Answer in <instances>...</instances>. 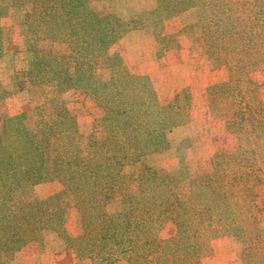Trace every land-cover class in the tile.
<instances>
[{"label":"trees","instance_id":"16d2710c","mask_svg":"<svg viewBox=\"0 0 264 264\" xmlns=\"http://www.w3.org/2000/svg\"><path fill=\"white\" fill-rule=\"evenodd\" d=\"M28 1L29 31L51 46H64V52L40 51L38 39L31 37L34 57L26 74L32 82L37 78L64 90L81 88L104 111L87 136L66 129L64 109L55 126L45 124L39 136L28 131L22 115L5 122L0 134V264L46 228L63 233L76 258L92 264H200L211 242L229 234L240 244L244 264H264V209L257 192L264 179V99L254 78L259 66L264 72V0H157L148 14L162 45L164 20L194 9L205 53L230 70L227 82L207 92L225 132L236 141L235 150L217 152L207 172L187 173L181 180L165 170L145 167L137 176L126 168L169 148L168 134L189 120V89H178L169 103L159 105L151 80L130 75L125 66L113 68L108 81H96L93 68L108 62L110 47L129 30L128 23L98 14L89 0ZM5 13L0 5V57ZM43 183L58 185L54 199L28 202L25 208L9 203L8 195L21 184ZM64 195L71 196L80 215L82 232L75 238L65 235L64 206L51 203ZM115 199L124 207L108 214L105 208ZM168 224L175 226L174 233L163 238Z\"/></svg>","mask_w":264,"mask_h":264},{"label":"rangeland","instance_id":"374dc122","mask_svg":"<svg viewBox=\"0 0 264 264\" xmlns=\"http://www.w3.org/2000/svg\"><path fill=\"white\" fill-rule=\"evenodd\" d=\"M156 3L157 0H89L90 7L98 14H113L128 23L129 29L110 47L108 62L102 60L93 68V77L99 82L108 81L113 68L125 66L130 75H144L151 80L159 105L169 103L178 89H189L192 95L189 120L168 134L169 148L146 156L133 167L126 168L127 172H135L137 176L145 167L165 170L175 180H181L187 173L194 177L207 172L209 161L217 152L230 154L235 150L236 141L225 132V124L220 119L218 109L212 110L207 92L208 88L227 82L230 70L205 53L206 41L194 9L164 20L160 29L165 39L160 45L154 35L153 23L147 19L149 12L156 8ZM0 5L6 11L1 19L0 134L9 118L22 115L28 131L39 136V130L48 128L44 127L45 124L54 125L56 117L64 109L69 119L66 129L77 128L80 135L87 136L93 124L102 117V107L81 88L64 90L55 84H40L37 78L32 82L26 74L34 57L31 37L38 39L37 48L40 51H47L51 55H61L64 46H51L38 34L29 31L27 14L31 5L28 0H0ZM164 46L172 49L164 52ZM40 59L47 61L43 52H40ZM254 78L262 86L261 98L264 99L262 66L258 67ZM260 161L264 170V157ZM58 191L56 183L35 186L21 184L8 195V201L25 208L28 202L54 199ZM257 192L264 209V179ZM53 201H58L56 205L65 208V235L70 238L80 235L81 219L71 205V196L64 195L51 200V203ZM123 207L122 201L115 199L106 206L105 211L111 214L121 211ZM261 229L264 232V212ZM174 230L175 226L168 224L161 236L167 238ZM38 233L36 238L5 258L6 264H92L76 258L63 233L52 228L39 230ZM116 264L128 263L120 261ZM200 264H244L241 246L231 234L215 239L211 242V252L201 258Z\"/></svg>","mask_w":264,"mask_h":264}]
</instances>
